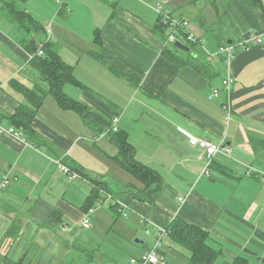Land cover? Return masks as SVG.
I'll list each match as a JSON object with an SVG mask.
<instances>
[{
  "label": "crops",
  "instance_id": "1",
  "mask_svg": "<svg viewBox=\"0 0 264 264\" xmlns=\"http://www.w3.org/2000/svg\"><path fill=\"white\" fill-rule=\"evenodd\" d=\"M14 10L39 27L22 28ZM158 10L187 21L202 43L191 48L183 31L177 40L189 52L167 42L172 28L161 31ZM263 33L264 0L251 9L244 0H0V184L8 175L0 188V264H130L175 219L208 233L218 251L212 264H264V183L246 174L264 172V38L238 50L230 98L218 53ZM47 36L72 67L78 84L63 91L83 114L50 93L37 65L45 47L28 59ZM214 89L220 93L210 99ZM22 108L34 112L26 133L8 120ZM117 133L136 161L160 174L154 205L140 199L145 185L114 161ZM189 135L224 140L232 155L216 157L205 174ZM55 160L79 177L71 180ZM92 182L101 184V199L89 206ZM162 254L160 264H189L191 255L169 237Z\"/></svg>",
  "mask_w": 264,
  "mask_h": 264
},
{
  "label": "trees",
  "instance_id": "2",
  "mask_svg": "<svg viewBox=\"0 0 264 264\" xmlns=\"http://www.w3.org/2000/svg\"><path fill=\"white\" fill-rule=\"evenodd\" d=\"M254 1L259 2L260 0ZM12 15L19 21L22 28H25L26 30H30L33 26L39 27L38 24H35L32 17H30L28 14H25L24 12L14 10ZM158 22V27L161 29V31H165L168 25L163 23L162 18H160ZM98 35L99 32H96L95 42L100 44V37ZM187 43L190 44L189 46L191 48L194 45H198L190 42ZM52 45L53 44L48 43L45 46V57L42 58L39 63H37L38 68L41 71V74L49 82L50 93L57 99L60 105L63 108H70L83 114V108L77 102L68 98L63 91V87L67 83H72L74 85L78 84L75 77L73 76L72 67L63 62L58 52L53 48ZM8 118L12 126L17 129H22V131L26 133L31 129L30 127L32 120L34 119V112L22 108L13 116ZM112 137L114 143L119 149V154L118 156L114 157V161L119 167L127 171L134 178L145 185L144 191L139 193L141 196L140 199L154 205L156 197L161 190L162 179L160 174L151 167L136 161L134 157V149L131 147L124 134L117 133ZM92 183V195L91 198L88 199L89 206L95 201H99L101 199V184L98 182ZM166 229L169 231V238L190 252L191 255L189 258V264H212L214 262L218 251L208 245L207 232L198 228L197 226L184 223L180 219L173 220L170 226H168ZM155 241L156 235L154 238V243ZM159 253L164 260L162 249ZM134 259L137 258H131L130 264ZM233 264L248 263L245 259L239 258L236 259Z\"/></svg>",
  "mask_w": 264,
  "mask_h": 264
},
{
  "label": "built area",
  "instance_id": "3",
  "mask_svg": "<svg viewBox=\"0 0 264 264\" xmlns=\"http://www.w3.org/2000/svg\"><path fill=\"white\" fill-rule=\"evenodd\" d=\"M160 10V9H159ZM158 10V13H159ZM160 18H162V21L164 24L168 25V27L172 28V32L169 34L167 38V42L176 43L177 35L183 31L186 37V40L193 44H201L202 40L192 33L189 32L188 26L189 23L185 20H176L174 18H171L169 15L163 14V12L159 13ZM48 34H51L50 28L47 29ZM264 33L263 34H255V35H247L244 36L238 44L234 45H223L219 48L218 53L220 55L224 56V61L226 68L228 70V75L226 78L223 79L222 85L223 89H225L229 95L230 98V92L232 88V84L234 83V78L230 73L231 65L233 60L235 59L238 50L240 49H248L251 45L254 44H260L263 41ZM51 38L50 36H47V39L44 43L40 44L38 46V49L31 55L28 56L29 60H33L34 58L42 57L44 55V47L50 42ZM211 58V56H209ZM220 93L219 89H214L212 94L210 95V99H213L217 97ZM224 109L227 111L228 116H230L232 111L231 101L229 99L228 103L224 106ZM117 125L118 120H114V126L111 129L112 131H117ZM3 127L0 125V130H2ZM11 133H13L16 137H18L20 134L18 132H15L13 129L9 130ZM188 142L191 146L197 147L201 154L203 155V158L206 161V167H205V174H208L209 167L213 163L214 159L218 156H223L226 158H230L232 155V148L226 144L224 140L221 142L215 144L207 139H199L194 136L189 135L188 136ZM54 163L58 165L61 172L68 175L71 180H75L78 176L76 172H73L71 169H69L67 166L63 164L61 160H55ZM253 173L258 174L260 182L264 183V172L262 171H256L255 169L249 167L246 170V174L248 176L252 175ZM8 184V175H5L1 179L0 188H5ZM180 202H183V199H179ZM121 210L125 208L124 204H120ZM83 226L85 228H88L90 226V219L89 216H86V218L83 221ZM169 231L166 228H160L156 234V241L151 246V248L147 249L140 258L132 260L131 264H160L162 261V257L160 256V250L162 249L163 241L168 238Z\"/></svg>",
  "mask_w": 264,
  "mask_h": 264
},
{
  "label": "rangeland",
  "instance_id": "4",
  "mask_svg": "<svg viewBox=\"0 0 264 264\" xmlns=\"http://www.w3.org/2000/svg\"><path fill=\"white\" fill-rule=\"evenodd\" d=\"M244 2L246 4V6L248 8H250V9L253 8V7H255V1L254 0H244ZM219 5H221V3H219ZM258 29H259L258 27H255V28L251 29L250 32L251 33H255V31L258 30ZM229 32L232 33V37H233L232 39H234V41H237L238 40V36H236V34L234 33V31L233 30H229ZM114 188H115V190L117 192H119V190L117 189L118 187L117 188L114 187ZM114 214L116 215V213H114ZM146 243H147V241H146ZM69 261L71 262V264L77 263V262H81V260H77V262L75 260H73V261L69 260ZM55 262H57V261L56 260H53V263H55ZM95 264H99V262L97 260H95Z\"/></svg>",
  "mask_w": 264,
  "mask_h": 264
},
{
  "label": "water",
  "instance_id": "5",
  "mask_svg": "<svg viewBox=\"0 0 264 264\" xmlns=\"http://www.w3.org/2000/svg\"><path fill=\"white\" fill-rule=\"evenodd\" d=\"M228 44L230 45V44H232V43H231V42H228ZM175 45H176V47H178L180 50H184V51H186V52H189V51H190L189 48H188L185 44L181 43L180 41H177V42L175 43Z\"/></svg>",
  "mask_w": 264,
  "mask_h": 264
}]
</instances>
